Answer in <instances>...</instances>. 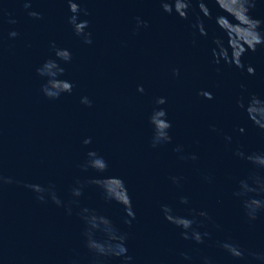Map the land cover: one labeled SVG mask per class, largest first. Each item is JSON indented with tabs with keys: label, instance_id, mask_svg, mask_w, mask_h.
Segmentation results:
<instances>
[{
	"label": "water",
	"instance_id": "water-1",
	"mask_svg": "<svg viewBox=\"0 0 264 264\" xmlns=\"http://www.w3.org/2000/svg\"><path fill=\"white\" fill-rule=\"evenodd\" d=\"M73 2L91 43L69 24L68 0H0V264H122L86 247L108 241L100 218L126 236L128 264H264L249 254L264 257V206L255 220L242 206L264 202V193L237 195L242 181L255 187L252 176L264 183V168L246 159L264 157V130L237 107L253 95L264 101V46L241 57L243 68L213 63L212 41L224 39L215 17L227 13L211 0V18L192 0L185 20L164 13L161 0ZM248 14L264 33V0ZM57 50L71 59H57ZM63 83L71 92L53 87ZM160 109L169 142L154 139L150 118ZM95 159L103 172L88 167ZM106 178L113 194L118 178L126 188L130 223L98 186ZM166 214L193 221L188 239ZM225 243L243 258L229 256Z\"/></svg>",
	"mask_w": 264,
	"mask_h": 264
},
{
	"label": "clouds",
	"instance_id": "clouds-1",
	"mask_svg": "<svg viewBox=\"0 0 264 264\" xmlns=\"http://www.w3.org/2000/svg\"><path fill=\"white\" fill-rule=\"evenodd\" d=\"M223 13H227V15H217L215 17V24L217 28H219L224 33V39H214L212 42L215 45V48L212 50L213 63L219 64L221 60L225 64H231L233 67L240 69L243 68L241 57L244 56L246 52H256L257 47L264 46V33L259 31L261 21L255 20L249 16V10L255 6L256 0H211ZM192 0H161V8L164 13L171 14L175 12L176 16L185 20L188 18V12L191 7ZM25 8L30 7L29 4L24 5ZM197 7L199 13L204 18H211L210 9L206 6L204 0H197ZM68 10L72 14L69 17V24L73 26V31L77 36H84L85 43H91L90 33H85L84 29L88 26L87 21L77 22V14L81 12L78 4L73 2V0H68ZM87 15V13H84ZM28 15L33 18H38L37 13L29 12ZM228 16H231L233 20H229ZM14 23V21H13ZM141 26V21L137 18V27ZM143 26L147 27L145 23ZM197 31L201 36H205L206 32L202 26V22L197 18V23L195 25ZM16 32L10 33V36H16ZM226 41V43H225ZM230 51V55H229ZM56 57L59 60L67 62L71 59L70 54L66 50H57ZM54 61H47L45 65L51 67L54 66ZM63 72L62 69H60ZM246 72L249 76L255 74V70L253 67L249 66L246 68ZM38 73L40 74V69H38ZM173 75H178L177 71H173ZM53 87H60L63 90L71 92V87L68 83H63L62 85H53ZM138 91H143L142 88H139ZM206 100H211L212 96L208 92L199 93ZM48 98L53 97V93L48 92L45 94ZM165 103L163 98H159L156 100L157 105H162ZM237 107L244 108L245 113L248 119L257 127L264 130V101H261L258 97L253 95L247 104V107L243 104V102L238 101ZM166 113L163 109L158 111H154L150 118V123L152 124L155 136V141H160L159 136H164V142H169L170 137L167 135V130L170 128V124L165 121ZM243 132V129H240ZM89 156H95V153H89ZM243 155L242 153L240 154ZM249 163L264 168V157L259 155H253L246 158ZM97 172H103L106 168L105 163L102 159H95L91 161L88 165ZM252 184L255 185L254 188H248L245 182H241L242 191L237 195H247L248 192L255 191L257 194L264 193V183H261L259 177L252 176L251 178ZM113 181V178H106L102 182H99V187H101L104 191L105 197L111 201L118 203L125 211V215L129 218V220L125 221V223H130L131 219H134V213L131 208L130 197L127 194V190L124 187L122 181L118 178L115 181H118L119 191L116 194H113V190L109 185V182ZM10 182V181H5ZM32 187V186H29ZM77 195L79 193H76ZM185 201L182 200L181 203ZM242 206L245 209V213L248 216L249 220L256 219V213L264 206V202L258 199H245L242 200ZM165 213L168 212V209H164ZM199 216H204L205 213H198ZM165 219L173 224L175 227L182 229V238L188 239L186 235L187 230L191 227L193 221L186 218H173L166 214ZM96 218L93 217L90 220V223L93 227L95 224ZM99 223L104 224L108 228V241L106 243H99L92 239H89L86 243V247L96 253L100 257H124L122 264H128V261L131 260V257L126 256L125 253L127 251L125 247L126 236L124 235H115L116 230L111 227L109 222L100 218ZM192 239L195 243H202L201 236L195 231L192 234ZM222 248L225 252L228 253L233 259L240 260L243 258L244 250L241 249L238 245L225 243L222 245ZM257 259H264V257H258L255 253H249Z\"/></svg>",
	"mask_w": 264,
	"mask_h": 264
}]
</instances>
